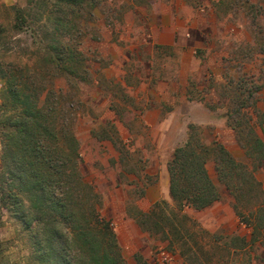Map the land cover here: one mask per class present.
Here are the masks:
<instances>
[{
	"label": "trees",
	"instance_id": "obj_1",
	"mask_svg": "<svg viewBox=\"0 0 264 264\" xmlns=\"http://www.w3.org/2000/svg\"><path fill=\"white\" fill-rule=\"evenodd\" d=\"M244 6L264 11V0H246ZM96 8L95 0L0 5V205L27 223L32 239L40 236L42 247L37 249L49 264H72L67 256L72 242L90 255L86 264H126L114 228L100 214L101 200L82 174L80 142L66 126L64 114L63 121L54 120L69 97L90 82L81 49L85 32L75 26L74 18L80 21ZM22 33L35 37V50H24L27 58L15 51L21 44L16 35ZM259 36L264 48V27ZM57 79L64 82L62 87ZM235 113L242 117L240 111ZM243 125L236 120L239 135ZM248 134L250 140L243 143L247 156L254 170L264 169V141L251 128ZM196 137L174 151L168 169L177 206L201 210L220 199L206 169L212 153L223 181L233 176L245 181L248 174L222 145L206 147Z\"/></svg>",
	"mask_w": 264,
	"mask_h": 264
},
{
	"label": "rangeland",
	"instance_id": "obj_2",
	"mask_svg": "<svg viewBox=\"0 0 264 264\" xmlns=\"http://www.w3.org/2000/svg\"><path fill=\"white\" fill-rule=\"evenodd\" d=\"M26 1L14 0L13 5L18 4L25 7ZM252 1L255 3V0ZM95 2L97 8L92 15L85 14L80 21L74 18V20L77 19V22H74L75 26L85 32L81 49L87 60L90 82L82 84L81 92L69 97L64 111L59 109L54 120L61 122L64 114L67 117L66 126L76 134L80 142L81 171L85 180L98 194L101 200L100 214L103 215V212L110 213L113 210V200L116 198L117 190L128 188L126 189L127 194L133 197V195H140L143 186L146 185V181L140 178L147 167V162L132 156L129 151L131 147L137 148L139 143L134 141L138 138L142 136L147 138L148 135L170 136L173 139L169 144L171 147L183 142L189 134L197 136L199 133H206L204 137L208 141L211 139L219 141V135L215 136L218 128H216V122L223 119L226 113H229L230 117L233 116L230 119L234 123L237 119L243 120L244 131L240 137L244 140L251 138L248 133L252 123L262 134L264 128V48L259 33L261 27H264V15H262L264 11L261 7L251 9L244 6L246 0H189V9L185 16L186 27H188L187 38L214 45L212 57L215 61L212 63L219 69L224 81L215 84L206 78L210 75L205 74L206 77L201 82L209 89L214 88L220 91L218 92L219 103L213 107V110L211 109V112L200 107H194L184 113L180 110L175 112L172 108L162 109L159 112L155 110L157 107L155 101L147 105V94L157 86L156 81L146 80L143 76L142 79L139 78L134 64L126 61L128 59L126 53L130 52L131 47L125 40L133 38V31L125 28L119 32H112L114 36H117L121 48L119 58L114 62L111 51L104 44L106 43L104 41L105 31L101 33L97 29V25H100V14L105 18L103 22L107 24L106 26H112L115 19L120 17V15L112 16L111 12L118 5L117 0H95ZM0 5L7 4L0 0ZM97 10L101 12L98 14ZM196 21L200 29L191 30L189 24L196 23ZM107 30L112 31V28L108 27ZM73 36H76L75 32ZM139 36L142 46L148 45L152 38L147 29H142ZM34 38L31 33L16 35V40L21 41V44L20 47H16L15 51L19 52L23 58H27L24 50L28 47L35 50ZM78 38L76 42H79ZM137 40L139 38H136ZM128 46L129 50L125 51ZM197 55L200 56V53ZM147 70L145 67L142 72L145 74ZM207 71L211 72L210 69ZM60 79L56 82L59 87H62L64 82ZM1 88L2 82L0 81V105L2 102ZM141 97L145 98L142 102L139 101ZM210 98L214 100L215 97ZM149 107L154 109L153 112L159 124L166 119L169 126L153 127L142 124L144 115L153 113L149 112L152 111ZM236 110L240 111L241 118H237ZM193 121L199 124L197 125L199 128L191 127L192 130H190L189 124ZM140 144L145 143L141 141ZM1 156L0 138V170ZM239 161L245 166L248 178L243 181L234 176L227 177L225 178L227 183L224 185H230L234 191L237 212L243 224L262 235L264 234V170H254V166H251V169L247 159ZM134 177L138 178L139 182H133ZM131 186H135L133 191ZM127 210L137 215L136 208L131 202ZM112 222L111 219L109 223L112 224ZM145 223L146 227L155 230L154 222L145 221ZM26 224L0 205V264H49L44 261V254L39 252L42 239L40 236L32 239L26 231ZM262 236L264 240V235ZM157 237L163 239L162 235ZM37 242L40 245H36ZM262 244L264 246V243ZM71 245V252L67 256L72 264H86L87 260L91 261L90 255L83 252L77 244L72 242ZM120 248L122 252H127L125 247L120 246ZM159 249H165L176 256L173 250L159 246L154 252L152 264H158ZM124 260L126 264H140L135 257L124 258ZM54 264L60 263L56 261Z\"/></svg>",
	"mask_w": 264,
	"mask_h": 264
},
{
	"label": "crops",
	"instance_id": "obj_3",
	"mask_svg": "<svg viewBox=\"0 0 264 264\" xmlns=\"http://www.w3.org/2000/svg\"><path fill=\"white\" fill-rule=\"evenodd\" d=\"M188 1L117 0L119 6L117 5L111 12L112 16L120 15V17L115 19L112 26H106L107 24L103 22L105 18L99 15L100 25H97V29L101 33L105 31L104 44L111 51L114 62L119 58L121 48L117 36L112 32H119L125 28L133 31V38L125 40L131 47L130 52L126 53L128 57L126 61L134 64L139 78L142 79L143 76L146 80L156 81L157 86L147 94V105L155 101L157 105L155 110L159 112L162 109L172 108L175 112L180 110L184 113L194 107L211 112L219 103L220 91L209 89L201 82L206 77L205 74L210 75L206 78L215 84L224 81L219 69L212 63L215 61L212 57L214 45L187 38L188 27L185 16L189 9ZM3 2L13 5L14 0H3ZM96 12L99 14L101 11ZM142 21L145 23L143 24ZM108 27H111L112 31H108ZM189 28L200 29L197 21L191 22ZM142 29H147L152 36L149 44L144 46L139 36ZM136 38L139 40L136 41ZM128 50L129 46L125 51ZM198 53L200 56L197 55ZM145 67L148 69L145 73L147 75L142 72ZM208 69L211 70L210 73ZM210 97L215 98L213 100ZM144 99L141 97L139 101L142 102ZM149 109L152 110L149 112L154 111L151 107ZM155 116L154 112L144 115L142 124L153 127L169 126L166 119L159 124ZM196 121L189 124L190 130L191 127L199 128ZM116 125L114 126L117 127ZM234 126L230 114L226 113L223 119L216 122L218 128L215 136L219 135V141L214 139L208 141L204 137L206 133H199L196 138H199L206 147H211L215 143L222 145L238 163L241 159H247L251 168L253 161L247 156L248 147L243 146V143L245 145L249 140L240 137L242 135H239L240 130ZM250 128L264 141V128L262 134L253 123ZM191 137L189 134L187 139L172 147L169 144L173 139L165 135H148L147 138L142 136L137 141L133 140L139 145L137 148L131 147L130 154L147 162V167L140 178L146 181V185L143 186L140 195L133 197L127 194L128 188L117 190L116 198L113 200V210L110 213L105 211L101 215L107 222L113 220L111 225L118 243L127 250L122 252L123 257L126 259L135 257L140 264L146 262L152 264L156 248L162 246L173 250L176 254L175 264H264L262 244L264 234L255 233V229L250 230L241 221L236 209V197L231 189L224 185L226 183L219 175L213 153L207 160L206 169L212 183L219 191L220 199L207 208L197 210L189 206L180 208L171 197L168 166L173 159L174 151L186 146L191 141ZM140 139L145 144L141 145ZM260 170L264 169H258ZM254 175L258 180L257 174ZM136 181L138 178L134 177L133 182ZM134 187L131 186L132 191ZM130 202L136 208L137 215L127 210ZM145 221L154 222L155 230L146 227ZM161 235L162 240L157 237Z\"/></svg>",
	"mask_w": 264,
	"mask_h": 264
},
{
	"label": "built area",
	"instance_id": "obj_4",
	"mask_svg": "<svg viewBox=\"0 0 264 264\" xmlns=\"http://www.w3.org/2000/svg\"><path fill=\"white\" fill-rule=\"evenodd\" d=\"M157 263L158 264H175V256L171 252L165 249H159L157 253Z\"/></svg>",
	"mask_w": 264,
	"mask_h": 264
}]
</instances>
